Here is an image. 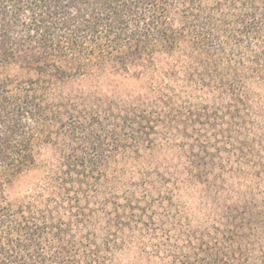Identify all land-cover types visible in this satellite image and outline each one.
Listing matches in <instances>:
<instances>
[{
	"label": "trees",
	"instance_id": "obj_1",
	"mask_svg": "<svg viewBox=\"0 0 264 264\" xmlns=\"http://www.w3.org/2000/svg\"><path fill=\"white\" fill-rule=\"evenodd\" d=\"M0 264H264V0H0Z\"/></svg>",
	"mask_w": 264,
	"mask_h": 264
}]
</instances>
